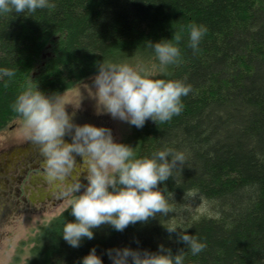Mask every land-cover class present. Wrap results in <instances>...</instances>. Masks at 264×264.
<instances>
[{
	"label": "trees",
	"instance_id": "trees-1",
	"mask_svg": "<svg viewBox=\"0 0 264 264\" xmlns=\"http://www.w3.org/2000/svg\"><path fill=\"white\" fill-rule=\"evenodd\" d=\"M146 2L51 0L52 7L26 16L0 15V67L15 70L7 84L0 81V134L20 120L12 103L29 81L64 93L90 78L103 58L151 60L141 43L170 39L175 30L182 29V62L158 78L191 85L179 115L132 126L126 142L138 157L163 148L185 153L175 180L160 185L171 211L122 232L103 225L73 248L60 235L64 220L74 219L68 207L38 228L25 264H79L93 246L105 264L111 247H185L165 226L206 244L199 254L187 252L185 264H264V0ZM193 24L207 29L198 51L188 46Z\"/></svg>",
	"mask_w": 264,
	"mask_h": 264
},
{
	"label": "clouds",
	"instance_id": "clouds-1",
	"mask_svg": "<svg viewBox=\"0 0 264 264\" xmlns=\"http://www.w3.org/2000/svg\"><path fill=\"white\" fill-rule=\"evenodd\" d=\"M52 6L51 0H0V15L26 16ZM206 31L204 25H191L188 46L198 51ZM182 39L181 29L173 31L170 39L144 40L141 45L151 50V60L96 61L97 71L88 83L94 93L91 98L96 114H107L136 128H142L148 120L160 124L179 115L183 110L182 97L189 94L191 85L158 75H167L169 66L182 62L179 46ZM14 76V69L0 67V81L7 84ZM12 108L27 138L38 146L50 179L63 182L73 177L77 168L85 173L83 183L73 178L61 193L68 199L74 219L64 220L60 235L71 247L78 248L83 240L94 239L96 230L103 225L122 232L130 224L147 223L171 211L169 197L160 185L169 178L175 180L174 171L186 163L184 152L163 148L151 157H138L134 146L115 139L111 127L76 122L74 117L80 106L73 105V111L69 112L62 92H47L31 81L15 97ZM66 137L71 138L70 142ZM184 198L194 197L185 191ZM165 228L169 238L176 233L177 242H183L185 247L176 252L164 243L155 251L111 247L106 249L111 264H185L187 252L196 255L206 247L187 229ZM79 264L105 262L93 246Z\"/></svg>",
	"mask_w": 264,
	"mask_h": 264
},
{
	"label": "flooded vegetation",
	"instance_id": "flooded-vegetation-1",
	"mask_svg": "<svg viewBox=\"0 0 264 264\" xmlns=\"http://www.w3.org/2000/svg\"><path fill=\"white\" fill-rule=\"evenodd\" d=\"M17 128L9 127V135L5 131L0 134L4 138L0 144V209L10 207L22 215L69 207L61 193L73 178L84 182L83 169L77 168L73 177L63 182L53 181L45 172L38 146L16 133ZM66 139L70 142L71 138Z\"/></svg>",
	"mask_w": 264,
	"mask_h": 264
},
{
	"label": "rangeland",
	"instance_id": "rangeland-1",
	"mask_svg": "<svg viewBox=\"0 0 264 264\" xmlns=\"http://www.w3.org/2000/svg\"><path fill=\"white\" fill-rule=\"evenodd\" d=\"M88 83H90V78L62 93L64 102L67 104V110L72 112L73 105L80 106L74 117L76 122H91L96 125L111 127L115 139L126 143L131 134L132 126L114 120L107 114H96L95 101L91 98L94 93ZM16 125L18 127L16 133L26 135L25 130L20 125V120L17 121ZM7 131L5 130V132ZM3 142V136H0V144ZM67 208L68 205L48 211L20 215L13 208L2 207L0 209V264H25L28 258L30 240L38 228L52 221ZM199 208L200 211H204L202 204Z\"/></svg>",
	"mask_w": 264,
	"mask_h": 264
}]
</instances>
